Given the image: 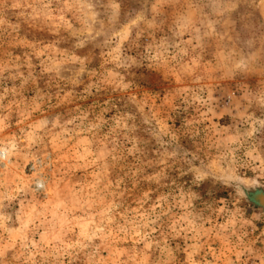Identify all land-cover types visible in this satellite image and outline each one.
<instances>
[{
    "label": "rangeland",
    "instance_id": "obj_1",
    "mask_svg": "<svg viewBox=\"0 0 264 264\" xmlns=\"http://www.w3.org/2000/svg\"><path fill=\"white\" fill-rule=\"evenodd\" d=\"M0 264H264V0H0Z\"/></svg>",
    "mask_w": 264,
    "mask_h": 264
}]
</instances>
